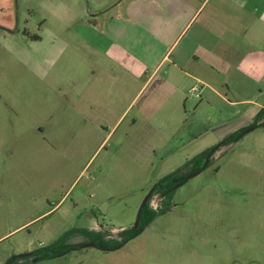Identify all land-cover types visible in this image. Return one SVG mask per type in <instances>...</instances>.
I'll use <instances>...</instances> for the list:
<instances>
[{
  "label": "rangeland",
  "instance_id": "1",
  "mask_svg": "<svg viewBox=\"0 0 264 264\" xmlns=\"http://www.w3.org/2000/svg\"><path fill=\"white\" fill-rule=\"evenodd\" d=\"M117 1L18 0L13 32L0 28V264L75 229L119 239L162 178L221 142L238 121L221 102L195 108L197 91L183 124L162 115L151 121L144 105L153 88L121 120L108 112L71 117L65 55L52 65L58 55L51 49H64L72 23L79 30L92 15L109 16L105 9ZM10 2L0 0V24L10 19ZM151 124L157 136L148 143L142 133ZM193 174L175 189L171 210L122 247H79L31 264H264V129L244 133ZM161 201L155 194L151 207ZM86 241L75 235L67 244Z\"/></svg>",
  "mask_w": 264,
  "mask_h": 264
},
{
  "label": "crops",
  "instance_id": "2",
  "mask_svg": "<svg viewBox=\"0 0 264 264\" xmlns=\"http://www.w3.org/2000/svg\"><path fill=\"white\" fill-rule=\"evenodd\" d=\"M18 3L6 4L5 33L14 30ZM105 10L111 15H92L79 30L71 21L64 49H51L58 55L52 65L65 55L60 70L71 117L108 112L121 120L144 88H153L144 105L151 107V121L162 115L183 124L198 87L195 108L221 102L238 120L212 127L228 125L230 135L264 109V0H119ZM156 133L151 124L142 138L152 143Z\"/></svg>",
  "mask_w": 264,
  "mask_h": 264
},
{
  "label": "trees",
  "instance_id": "3",
  "mask_svg": "<svg viewBox=\"0 0 264 264\" xmlns=\"http://www.w3.org/2000/svg\"><path fill=\"white\" fill-rule=\"evenodd\" d=\"M40 36H35L33 40H40ZM264 127V109H262L256 116L254 122L247 128L239 130L228 137L224 138L218 144L204 150L192 159L188 160L177 170L171 172L162 178L151 190L152 194L148 202L141 208L140 213V226L137 229H124L119 235L120 238H110L103 231L91 230V229H75L63 235L56 243L41 248L32 253L22 254L14 257L10 260L16 262L15 264H31L46 259H50L56 255H62L70 250H76L79 248L75 244H67L75 235H81L87 237V242L95 243V246L102 249L114 250L122 247L127 241L138 235L143 229L152 223V221L161 214H165L171 210L172 198L176 188L185 184L194 172L203 171L210 163L214 155L220 151L223 147L239 141L247 130L253 128ZM158 194L162 197L161 205L159 208L154 209L151 207L152 197ZM21 262V263H20Z\"/></svg>",
  "mask_w": 264,
  "mask_h": 264
},
{
  "label": "water",
  "instance_id": "4",
  "mask_svg": "<svg viewBox=\"0 0 264 264\" xmlns=\"http://www.w3.org/2000/svg\"><path fill=\"white\" fill-rule=\"evenodd\" d=\"M251 130H253V128L247 130L246 132H249V131H251ZM200 172H201V171L195 172L193 175H198ZM151 194H152V192H150V193L147 195V197H146V199L144 200V202H143L141 208H142V207L148 202L149 198L151 197ZM141 208H140V211H139L138 216H140ZM138 225H139V219H138L137 222H136V227H137ZM90 246H95V243L90 242V243H86V244L82 245V247H90Z\"/></svg>",
  "mask_w": 264,
  "mask_h": 264
},
{
  "label": "flooded vegetation",
  "instance_id": "5",
  "mask_svg": "<svg viewBox=\"0 0 264 264\" xmlns=\"http://www.w3.org/2000/svg\"><path fill=\"white\" fill-rule=\"evenodd\" d=\"M150 199V198H149ZM138 219H139V225L136 227H134L133 229H137L139 226H140V218H139V216H138ZM86 243H90V242H81V243H77V244H75V245H78L79 247H82V245H84V244H86Z\"/></svg>",
  "mask_w": 264,
  "mask_h": 264
},
{
  "label": "built area",
  "instance_id": "6",
  "mask_svg": "<svg viewBox=\"0 0 264 264\" xmlns=\"http://www.w3.org/2000/svg\"><path fill=\"white\" fill-rule=\"evenodd\" d=\"M198 90H199V88H198V87H196L194 91H198Z\"/></svg>",
  "mask_w": 264,
  "mask_h": 264
}]
</instances>
